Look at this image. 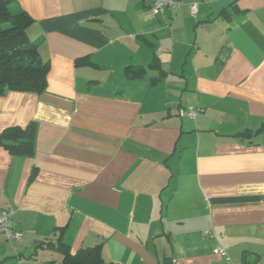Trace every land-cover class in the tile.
I'll list each match as a JSON object with an SVG mask.
<instances>
[{
    "label": "crops",
    "instance_id": "obj_1",
    "mask_svg": "<svg viewBox=\"0 0 264 264\" xmlns=\"http://www.w3.org/2000/svg\"><path fill=\"white\" fill-rule=\"evenodd\" d=\"M16 1L49 70L40 93L0 94V137L36 125L32 154L0 143V209L22 233L0 232V264H75L96 246L113 264L264 261V0L163 15L151 0Z\"/></svg>",
    "mask_w": 264,
    "mask_h": 264
},
{
    "label": "trees",
    "instance_id": "obj_2",
    "mask_svg": "<svg viewBox=\"0 0 264 264\" xmlns=\"http://www.w3.org/2000/svg\"><path fill=\"white\" fill-rule=\"evenodd\" d=\"M32 21L16 0H0V94L10 90L40 93L47 86L49 63L42 59L27 32ZM35 133L33 122L26 127L10 126L3 131L0 143L15 154H32ZM69 255L66 252V257ZM71 256L75 264H113L102 257L98 246L82 248Z\"/></svg>",
    "mask_w": 264,
    "mask_h": 264
},
{
    "label": "built area",
    "instance_id": "obj_3",
    "mask_svg": "<svg viewBox=\"0 0 264 264\" xmlns=\"http://www.w3.org/2000/svg\"><path fill=\"white\" fill-rule=\"evenodd\" d=\"M181 0H151V9L156 15H163L170 11L175 10L181 5ZM193 11L196 10V4L191 6ZM198 113V109H182L180 114L183 116H188L194 118ZM0 232L5 235L8 240L19 239L22 236L21 231H18L14 228L12 221V211L6 208L0 209ZM207 233L211 236H214V233L209 230ZM218 253L226 255V250L219 246L217 249ZM227 256V255H226ZM230 264H240L234 262L230 257H226ZM255 264H264V261H257Z\"/></svg>",
    "mask_w": 264,
    "mask_h": 264
}]
</instances>
